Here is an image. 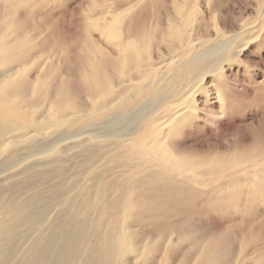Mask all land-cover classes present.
<instances>
[{
  "label": "bare ground",
  "instance_id": "6f19581e",
  "mask_svg": "<svg viewBox=\"0 0 264 264\" xmlns=\"http://www.w3.org/2000/svg\"><path fill=\"white\" fill-rule=\"evenodd\" d=\"M217 1L0 0V264H264L257 30Z\"/></svg>",
  "mask_w": 264,
  "mask_h": 264
},
{
  "label": "rangeland",
  "instance_id": "374dc122",
  "mask_svg": "<svg viewBox=\"0 0 264 264\" xmlns=\"http://www.w3.org/2000/svg\"><path fill=\"white\" fill-rule=\"evenodd\" d=\"M230 1V2H229ZM261 2H262V0H218L217 1V3H216V5L218 6V8L220 9V18H221V21H222V23L223 24H225V26H226V30H228L227 31V34L229 35L231 32H232V30L234 31V29H236L235 28V26H236V24H237V22H236V20L238 21L239 20V16L241 17V19H243L244 17H248V18H244L243 19V21H244V23L242 24V25H245V29H246V31H247V29H248V31L247 32H251L252 30H257L258 32H261L260 34H261V36H260V34L259 33H257V35L256 36H253V35H255V33L257 32V31H252V33L251 34H246L245 35V37H249V36H251L250 37V39H248V40H242L241 42L242 43H238V45H237V48L235 47V51H237V54H238V59H240L241 61H242V64H245L244 66L245 67H248V68H250V71L249 72H245V71H243L242 69L243 68H241V66H239L238 67V65H235V68H237V69H239V70H236L237 71V78L238 79H243V78H245V79H250V76L249 75H247L248 73L250 74V75H252V76H255V74H259V75H256L255 76V79H256V83H257V81H262V83L260 82L259 84H264V32H262V31H264V29H261L260 31H259V27L261 26V25H263L262 26V28L264 27V4H261ZM255 8H258V9H255ZM262 8V9H261ZM223 10V11H222ZM257 10V11H256ZM254 12V13H253ZM258 12V13H257ZM261 13V14H260ZM258 16H257V15ZM248 15V16H247ZM244 16V17H243ZM254 17V18H253ZM260 17V18H259ZM226 18V19H225ZM234 18H236V20L234 19ZM238 18V19H237ZM252 18H253V20H255V22L252 20ZM258 18V19H257ZM263 18V19H262ZM228 19V20H227ZM246 19V20H245ZM248 19V20H247ZM249 19H251V20H249ZM262 19V20H261ZM257 20H259V23H257L258 25H260V26H258L257 24H256V22H258ZM253 21V25H252V22ZM261 21V22H260ZM235 22V23H234ZM263 22V23H262ZM261 23V24H260ZM251 26H250V25ZM247 25H249L248 27H246ZM257 27H256V26ZM250 30V31H249ZM230 31V32H229ZM254 33V34H253ZM262 34H263V36H262ZM227 35V36H228ZM261 39H260V38ZM243 38V37H242ZM257 38V39H256ZM255 39V40H254ZM228 40H230V39H228ZM228 40H222V41H219L218 42V51L219 50H221V49H223V47L224 48H227L228 47V44H229V42L230 41H228ZM232 40V39H231ZM241 40V39H240ZM258 40H260V41H258ZM247 41H248V43H247ZM256 41H258V42H260V43H258V42H256ZM251 43V44H250ZM242 44H244V45H242ZM242 45V46H241ZM258 45V46H257ZM238 46H240V47H238ZM246 46H247V48H246ZM220 47V48H219ZM242 47H244L243 49H241ZM240 48V49H239ZM239 50V51H238ZM242 51V52H241ZM239 53H242V54H239ZM243 62H245V63H243ZM241 64V65H242ZM244 66H242V67H244ZM243 72H242V71ZM254 70V71H253ZM255 72V73H254ZM253 73V74H252ZM262 73V74H261ZM244 76V77H243ZM262 77V78H261ZM261 78V79H260ZM247 79V80H248ZM73 84L76 86L75 87V90H76V92H77V94H81V87H80V85H78L76 82H73ZM78 85V86H77ZM78 87H80V90L78 89ZM72 89H73V91L75 92V90H74V87H73V85H72ZM242 96H244L243 94H242ZM252 96H253V98H247V99H244V97H242V98H240L241 99V101L242 102H244V103H246V106H243V107H246L245 109V111H244V113L243 114H246V119L249 121V122H253V123H257V125H258V127H259V129L261 130V131H264L263 129H264V88H262V87H260L258 90H253L252 91ZM248 104V105H247ZM250 105V106H249ZM249 108H248V107ZM145 107H147V108H145ZM148 107H149V105L147 106H144L143 108L144 109H139L138 111L137 110H135L136 111V113L135 112H130V114L128 113V114H125L124 116H115V117H113V118H110V119H108V120H106L104 123H105V126L103 125V122H101V126L100 125H98L96 128L94 127V129L96 130V132L97 133H99V134H101V133H105V134H107V133H111V132H115L116 131V134L119 136V137H122V136H124L125 134V132H127V133H129V132H131V131H133L134 130V128L132 127V125L134 126V123L136 122V119H137V117H138V115L140 116V114H143L144 112H146V110L148 109ZM243 107H239V109H238V111L240 110V108L241 109H243ZM241 111V110H240ZM137 116H136V115ZM118 120H117V119ZM121 118V119H120ZM115 119V120H114ZM121 121H120V120ZM110 120H112V121H110ZM253 120V121H252ZM108 121V122H107ZM107 122V123H106ZM117 122V123H116ZM120 122V123H119ZM121 122H123V123H121ZM111 125H109V124ZM113 124V126H112V124ZM125 123V124H124ZM106 124L108 125V126H106ZM103 125V126H102ZM118 125V126H117ZM126 127H125V126ZM115 126H117V128L118 129H116V127ZM123 126V127H122ZM111 129H110V128ZM131 127H132V129H131ZM129 130H128V129ZM262 128V129H261ZM93 129V132H95V130ZM98 129V130H97ZM114 131H113V130ZM131 129V130H130ZM108 130H110V131H108ZM99 131V132H98ZM113 133H111V134H113ZM126 133V134H127ZM56 134V133H55ZM55 134H52V135H55ZM105 134H102V135H105ZM115 133H114V135H116ZM64 135V134H63ZM61 136V140H63L64 138H65V136ZM41 148V149H40ZM44 149H45V146L44 145H42V146H40L39 148H37L36 150V153H40V152H42V151H44ZM24 157L25 156H23L22 155V157H21V159H24ZM28 157V155H26V157L25 158H27ZM6 162H3L2 160H0V172L2 173V172H4V171H6V170H8V169H10V168H13V167H15L16 165V163L14 164V163H12V164H8V163H6ZM8 164V165H7ZM4 165L7 167H4ZM12 165V166H11ZM15 165V166H14ZM4 169V171H3V169Z\"/></svg>",
  "mask_w": 264,
  "mask_h": 264
}]
</instances>
